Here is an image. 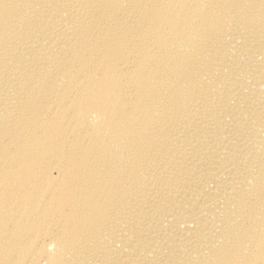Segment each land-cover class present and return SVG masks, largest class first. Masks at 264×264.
<instances>
[{"label": "bare ground", "instance_id": "obj_1", "mask_svg": "<svg viewBox=\"0 0 264 264\" xmlns=\"http://www.w3.org/2000/svg\"><path fill=\"white\" fill-rule=\"evenodd\" d=\"M0 264H264V0H0Z\"/></svg>", "mask_w": 264, "mask_h": 264}]
</instances>
